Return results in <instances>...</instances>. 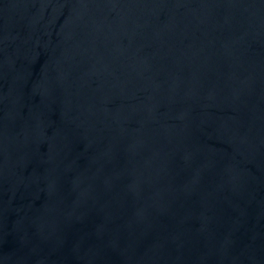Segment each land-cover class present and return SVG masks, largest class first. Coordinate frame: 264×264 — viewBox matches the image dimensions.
I'll list each match as a JSON object with an SVG mask.
<instances>
[{"label": "water", "instance_id": "95a60500", "mask_svg": "<svg viewBox=\"0 0 264 264\" xmlns=\"http://www.w3.org/2000/svg\"><path fill=\"white\" fill-rule=\"evenodd\" d=\"M0 264H264V0H0Z\"/></svg>", "mask_w": 264, "mask_h": 264}]
</instances>
